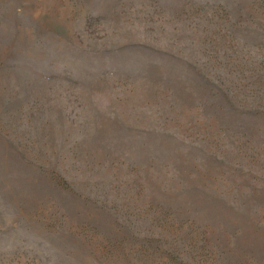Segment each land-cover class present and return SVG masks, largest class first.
<instances>
[{
  "label": "rangeland",
  "instance_id": "rangeland-1",
  "mask_svg": "<svg viewBox=\"0 0 264 264\" xmlns=\"http://www.w3.org/2000/svg\"><path fill=\"white\" fill-rule=\"evenodd\" d=\"M253 1L207 23L127 5L108 21L74 0H0V53L163 50L231 86L257 123L254 140L239 145L200 114L159 112L141 82L110 75L91 92L55 83L28 96L24 76L0 73V140L15 146L0 141V264H264V1ZM241 36L255 41L256 75L226 58V37ZM16 101L28 103L13 111ZM98 128L161 130L227 166L200 164L183 148L175 170L143 156L124 165L90 139Z\"/></svg>",
  "mask_w": 264,
  "mask_h": 264
},
{
  "label": "trees",
  "instance_id": "trees-1",
  "mask_svg": "<svg viewBox=\"0 0 264 264\" xmlns=\"http://www.w3.org/2000/svg\"><path fill=\"white\" fill-rule=\"evenodd\" d=\"M74 1L86 7L91 14L95 12L100 16H106L108 21L127 5L139 7L142 11L147 9H150V12L156 11L169 20L181 14H198L197 19L207 23L218 21L219 18H236L241 11L248 9V2H255L253 0H123L122 3H118L119 0ZM4 19H6L5 15ZM4 19L0 13V23ZM226 39L232 42L234 47L233 52L226 55V58L235 63L240 71L250 72L251 75H256V71H262L257 61L259 58L257 53L251 51L253 39L247 36L226 37ZM2 42L3 39H0V44ZM72 62L75 64L71 67ZM1 66L13 68V70L0 68L2 76L8 73L7 78L18 74L24 76L22 82L24 85H21V89L26 88V92L29 90L28 96L34 90L38 91L55 83L70 84L79 92H91L100 84L99 82H103L110 75L128 79L131 83L141 82L152 89V93L149 94L153 96L154 105L159 112L166 114L174 108L176 111L179 109L200 114L202 126L216 132L220 137L231 138L239 145L250 143L255 138L254 129L257 123L251 108L237 102L231 86L226 88L221 79H212L199 66L197 68L188 60L163 50L144 45L129 46L124 52L90 50L81 47L51 50L40 48L37 51L19 52L17 48L7 53H0ZM256 77L260 78L258 75ZM22 102L16 101L9 107L13 111L24 109L28 102H24L23 106ZM32 102L35 103L36 100ZM87 102L94 110L95 105L92 100L87 99ZM94 111L96 113V110ZM127 130L105 133L99 129L90 139L99 144L108 160H120L124 165H128L131 159L136 161L137 157L143 156L148 161L158 162L160 166H171L175 170L177 150L183 148V152L190 159L200 164L211 161L217 165L227 166L204 148L191 144L182 145L181 139L170 133L148 128L137 130V134L132 136ZM0 141L5 142L9 149L15 148L12 142L3 137ZM136 163L139 164L137 161Z\"/></svg>",
  "mask_w": 264,
  "mask_h": 264
}]
</instances>
